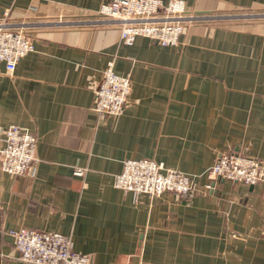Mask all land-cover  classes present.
Returning <instances> with one entry per match:
<instances>
[{"label":"crops","instance_id":"obj_1","mask_svg":"<svg viewBox=\"0 0 264 264\" xmlns=\"http://www.w3.org/2000/svg\"><path fill=\"white\" fill-rule=\"evenodd\" d=\"M109 1L0 0V18L33 43L12 73L0 65V146L6 127L27 128L38 159L31 175L0 169V264H33L7 233L22 227L69 235L92 264H264V182L206 174L220 153L264 164V0H182L197 18L175 45L121 42L97 14ZM109 61L131 90L120 115L101 116L94 89ZM140 158L191 175L194 192L113 186Z\"/></svg>","mask_w":264,"mask_h":264},{"label":"built area","instance_id":"obj_2","mask_svg":"<svg viewBox=\"0 0 264 264\" xmlns=\"http://www.w3.org/2000/svg\"><path fill=\"white\" fill-rule=\"evenodd\" d=\"M97 14L118 25L120 41L132 43L137 35L155 39L161 45H175L185 26L196 20L182 0H110ZM8 12L0 18V65L12 73L17 61L33 50V43L22 24H13ZM1 70V68H0ZM131 82L128 76L113 71L109 61L94 89L92 108L98 115H120L128 101ZM0 146V169L11 175H31L38 163L36 136L27 128L10 125L5 128ZM85 169L74 168L82 176ZM218 177L245 184L264 182V164L237 152L220 153L206 170ZM113 186L129 191L134 197L146 194L157 197L164 192L185 198L194 192L195 179L189 174L165 167L151 159H128L113 177ZM210 188L209 184L205 185ZM13 247L22 261L33 264H92L91 256L73 249L72 239L54 231L31 228L9 229Z\"/></svg>","mask_w":264,"mask_h":264},{"label":"rangeland","instance_id":"obj_3","mask_svg":"<svg viewBox=\"0 0 264 264\" xmlns=\"http://www.w3.org/2000/svg\"><path fill=\"white\" fill-rule=\"evenodd\" d=\"M259 12H263V11H252V10H242V9H236V10H233L231 14L234 15V18L235 19H243V18H252V17H255V18H258L260 17L259 15H253V14H257ZM99 19L100 20H103L105 18H103L102 16L100 17L99 16ZM77 20H82V19H77Z\"/></svg>","mask_w":264,"mask_h":264}]
</instances>
